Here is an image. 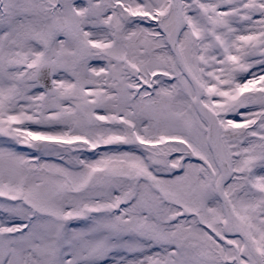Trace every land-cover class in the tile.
I'll use <instances>...</instances> for the list:
<instances>
[{
  "label": "rangeland",
  "instance_id": "1",
  "mask_svg": "<svg viewBox=\"0 0 264 264\" xmlns=\"http://www.w3.org/2000/svg\"><path fill=\"white\" fill-rule=\"evenodd\" d=\"M181 3L179 52L218 116L235 226L264 264V0ZM175 23L171 0H0V264H255L224 231ZM43 64L67 68L51 94ZM73 136L89 144L49 141Z\"/></svg>",
  "mask_w": 264,
  "mask_h": 264
},
{
  "label": "water",
  "instance_id": "2",
  "mask_svg": "<svg viewBox=\"0 0 264 264\" xmlns=\"http://www.w3.org/2000/svg\"><path fill=\"white\" fill-rule=\"evenodd\" d=\"M173 8L175 10V13L177 15V23L174 26V35H173V41L170 44L171 52L175 58V61L179 67V70L181 74L185 77V79L188 81V83L192 86L193 92H194V104L198 108V110L205 116V118L208 121V131H207V144L209 146L213 161L215 166L220 172V179L217 186L218 190V196L222 201V205L224 207V210L227 214V223L225 225L226 232H234L235 235L239 236L243 239V241L247 244L251 252L253 253L254 259L256 261V264H262L261 263V257L258 252H256L253 249L252 244L249 242V240L245 237V235L242 232H237L234 230V212L231 209V206L229 204L227 195L225 193L224 187L225 184L229 178V167L223 158L220 149H219V142H220V125L217 121V117L215 113L208 108L206 105H204L201 102V88L199 83L196 81L195 77L192 75L190 70L187 68V66L183 63V60L178 52V40L180 37L181 32L183 31L185 27V18L182 12V4L181 0H173ZM58 29L63 30L65 28V25L63 24V20L59 19L57 22ZM66 70L65 65H60L59 67H56L54 65L45 64L43 65L36 73V80L40 86V88L45 93H52L55 90L53 78L57 73L64 72ZM215 134V143H213V140L211 136ZM195 160L201 162L204 166H206L209 170V166L201 161L199 158L194 157ZM186 158H183L179 162V166L177 170L179 171L181 169L182 163L185 161ZM211 171V170H210ZM212 172V171H211ZM212 175L214 173L212 172ZM159 240H162L163 238L158 236Z\"/></svg>",
  "mask_w": 264,
  "mask_h": 264
},
{
  "label": "bare ground",
  "instance_id": "3",
  "mask_svg": "<svg viewBox=\"0 0 264 264\" xmlns=\"http://www.w3.org/2000/svg\"><path fill=\"white\" fill-rule=\"evenodd\" d=\"M173 39V38H172ZM263 79H264V74H262V77L260 78V81H258V82H262L263 81ZM214 139H215V135L213 134L212 135V140H213V142H214ZM73 216H79L78 214L76 215V214H74ZM235 230L236 231H238V229L237 228H235Z\"/></svg>",
  "mask_w": 264,
  "mask_h": 264
}]
</instances>
